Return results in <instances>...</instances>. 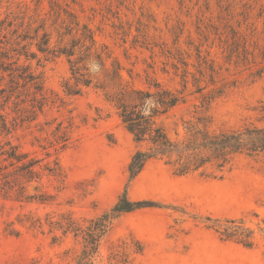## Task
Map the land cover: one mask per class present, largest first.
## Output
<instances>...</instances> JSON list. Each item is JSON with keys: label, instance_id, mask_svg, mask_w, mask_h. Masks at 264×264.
<instances>
[{"label": "rangeland", "instance_id": "1", "mask_svg": "<svg viewBox=\"0 0 264 264\" xmlns=\"http://www.w3.org/2000/svg\"><path fill=\"white\" fill-rule=\"evenodd\" d=\"M45 32L53 53L38 50ZM156 84L182 98L156 119L171 139L201 117L216 131L263 125L264 0H0V143L55 168L0 190V264H76L81 237L52 221L105 213L92 264H264V152L183 175L151 158L130 178L146 145L105 96ZM124 194L141 205L113 215Z\"/></svg>", "mask_w": 264, "mask_h": 264}, {"label": "trees", "instance_id": "2", "mask_svg": "<svg viewBox=\"0 0 264 264\" xmlns=\"http://www.w3.org/2000/svg\"><path fill=\"white\" fill-rule=\"evenodd\" d=\"M43 38L44 40L37 44L38 50L42 53H53V50L48 48L49 37L46 32ZM62 53L67 56L73 55L71 52ZM98 59L99 64L104 65L99 56ZM69 62L71 64L72 61L69 60ZM73 70L75 74L82 75L74 68ZM119 70L120 67H117L113 71L120 80ZM19 77L25 76L19 74ZM77 79L78 84L89 86L91 83V78ZM67 91L68 94H76L80 89ZM105 99L115 107L118 116L133 135L134 140L138 144L146 145L145 149L138 148L128 163L127 170L130 178L135 177L151 158L167 157L171 160L174 157L175 172L183 175L205 170L208 165H214L216 171L222 172L236 154L253 156L264 152V124L256 125L251 122L216 131L209 128L206 117H201L197 122L201 124V127L188 121L184 137L181 140L171 139L163 126L157 125L156 119L177 106L182 98L158 84L155 85L154 91L123 86L114 94H106ZM260 111L259 121L264 123V105ZM8 129L5 117L1 118L0 131L8 132ZM41 169L55 174V168L48 165L41 166L40 159L30 156L29 152L22 151L19 145H14L10 141L0 143V190H3V193L9 194L16 185L17 193H21L23 187L19 184L38 181L41 178ZM140 205L141 202H131L124 194L111 211L113 215H118ZM111 217L109 213H105L84 220L86 224H82L69 214H62L59 219L52 221V227L61 230L63 235L73 233L75 237L80 236L82 250L76 256V264H92V257L98 251L99 241ZM238 229V226L233 228L226 236H237ZM248 239V235H245L238 241L250 246Z\"/></svg>", "mask_w": 264, "mask_h": 264}]
</instances>
